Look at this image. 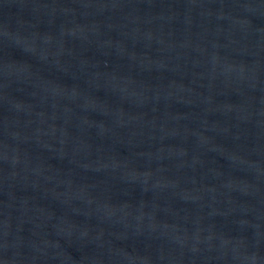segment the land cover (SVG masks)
<instances>
[{
    "label": "water",
    "instance_id": "obj_1",
    "mask_svg": "<svg viewBox=\"0 0 264 264\" xmlns=\"http://www.w3.org/2000/svg\"><path fill=\"white\" fill-rule=\"evenodd\" d=\"M0 264H264V0H0Z\"/></svg>",
    "mask_w": 264,
    "mask_h": 264
}]
</instances>
